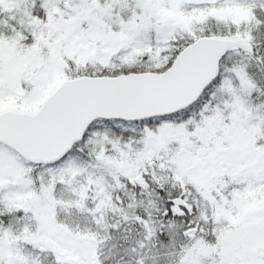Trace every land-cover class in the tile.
Instances as JSON below:
<instances>
[{
    "label": "snow or ice",
    "instance_id": "6c2138e0",
    "mask_svg": "<svg viewBox=\"0 0 264 264\" xmlns=\"http://www.w3.org/2000/svg\"><path fill=\"white\" fill-rule=\"evenodd\" d=\"M0 264H264V0H0Z\"/></svg>",
    "mask_w": 264,
    "mask_h": 264
}]
</instances>
